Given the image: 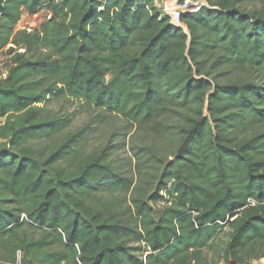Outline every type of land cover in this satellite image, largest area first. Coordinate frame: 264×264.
Instances as JSON below:
<instances>
[{
	"label": "trees",
	"instance_id": "trees-1",
	"mask_svg": "<svg viewBox=\"0 0 264 264\" xmlns=\"http://www.w3.org/2000/svg\"><path fill=\"white\" fill-rule=\"evenodd\" d=\"M206 1L182 14L187 33L156 0H0V52L25 50L0 83L7 261L202 264L208 250L225 264L264 260V0ZM45 5L39 30L17 29ZM61 97L103 113L49 147L72 120L40 105ZM104 113L125 123L113 138L136 126L170 138V156L151 140L126 158L117 143L86 153Z\"/></svg>",
	"mask_w": 264,
	"mask_h": 264
},
{
	"label": "rangeland",
	"instance_id": "rangeland-1",
	"mask_svg": "<svg viewBox=\"0 0 264 264\" xmlns=\"http://www.w3.org/2000/svg\"><path fill=\"white\" fill-rule=\"evenodd\" d=\"M156 1L157 2L155 3V5H158V7H156L160 10V12L171 17V13L173 11H171V6L177 5L176 0H168L163 2L159 0ZM201 1H203V4L205 6L208 5L206 0ZM248 9L251 10L253 9V7H249ZM51 18L52 13L50 11V7L48 5H45V7H43V9L34 16L29 15L28 13H24L17 25V29L33 32L39 30L41 26ZM178 26L183 27L186 32L189 33L187 27L183 23ZM13 51H17L20 53L25 52L24 49H15L12 45L8 46L5 50L0 52V83H2L7 78L10 69L14 65V55L16 54V52ZM110 79L111 77H108L107 81H109ZM40 107H45V111L50 114H56L59 116L68 115L72 120L69 129L63 132L59 137H56L54 141L50 142L48 144L49 147H53L64 142L72 134L78 132L79 130H82L87 125H92V122L97 117V115L99 113H103V110H97L83 100H77L68 97L54 98L50 102L41 104ZM104 115L108 116L107 119L102 123H94L93 131L88 135L86 142V153L88 152L89 154L91 152H98L111 143H117L120 145V151L118 155L126 158L129 156L132 143H140L144 141H148L150 143L152 141L151 138L153 133H149L146 130H139L136 126L129 129V134L126 137L121 136L113 138V135L120 129H122L125 123L118 116L106 113H104ZM0 122H2V119H0ZM152 142L158 145L165 156H170L172 150V141L170 138L156 137V139ZM160 197L166 198L165 200H161L156 205H154L157 216H161L163 214L164 208L168 205V196L166 190L161 191ZM21 235L26 236L29 240L40 238V234L38 232L30 229H26V231ZM218 240L220 241V243H224L226 241V234H220ZM6 255L7 251L5 249V243L3 241H0V264H13L5 259ZM148 255L149 252H147V250L144 248V251L141 254L142 258L145 259ZM22 258L23 255L19 252L18 263L15 264H21ZM218 258V254H216L213 250L205 251V261L202 264H225L223 262H219ZM193 264H195V262ZM253 264H264V260L253 262Z\"/></svg>",
	"mask_w": 264,
	"mask_h": 264
},
{
	"label": "built area",
	"instance_id": "built-area-1",
	"mask_svg": "<svg viewBox=\"0 0 264 264\" xmlns=\"http://www.w3.org/2000/svg\"><path fill=\"white\" fill-rule=\"evenodd\" d=\"M190 6V1L185 2L184 4H177L174 11L171 13L172 22L175 25H181V16L184 13H188Z\"/></svg>",
	"mask_w": 264,
	"mask_h": 264
},
{
	"label": "water",
	"instance_id": "water-1",
	"mask_svg": "<svg viewBox=\"0 0 264 264\" xmlns=\"http://www.w3.org/2000/svg\"><path fill=\"white\" fill-rule=\"evenodd\" d=\"M179 0H176V4H178ZM205 6L203 4V1H199L197 3H190L188 12H197L198 10H200L201 7ZM231 264H237L235 262H231Z\"/></svg>",
	"mask_w": 264,
	"mask_h": 264
},
{
	"label": "bare ground",
	"instance_id": "bare-ground-1",
	"mask_svg": "<svg viewBox=\"0 0 264 264\" xmlns=\"http://www.w3.org/2000/svg\"><path fill=\"white\" fill-rule=\"evenodd\" d=\"M175 7H176V5H175V6H171V11H172V10L174 11ZM173 11H172V12H173Z\"/></svg>",
	"mask_w": 264,
	"mask_h": 264
},
{
	"label": "crops",
	"instance_id": "crops-1",
	"mask_svg": "<svg viewBox=\"0 0 264 264\" xmlns=\"http://www.w3.org/2000/svg\"><path fill=\"white\" fill-rule=\"evenodd\" d=\"M156 2H157V1H156ZM156 2H155V3H156ZM155 6H157V7H158V5H157V4H156Z\"/></svg>",
	"mask_w": 264,
	"mask_h": 264
}]
</instances>
